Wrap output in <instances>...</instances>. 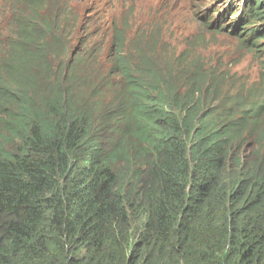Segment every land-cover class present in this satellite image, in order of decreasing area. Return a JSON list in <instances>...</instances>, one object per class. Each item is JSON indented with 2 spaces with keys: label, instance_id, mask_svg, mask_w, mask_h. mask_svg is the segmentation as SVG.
I'll return each mask as SVG.
<instances>
[{
  "label": "trees",
  "instance_id": "obj_1",
  "mask_svg": "<svg viewBox=\"0 0 264 264\" xmlns=\"http://www.w3.org/2000/svg\"><path fill=\"white\" fill-rule=\"evenodd\" d=\"M249 2L239 32L255 39L264 0ZM14 5L16 32L0 30V264H264V140L249 141L264 99L207 106L215 85L126 23L67 60L68 7Z\"/></svg>",
  "mask_w": 264,
  "mask_h": 264
},
{
  "label": "rangeland",
  "instance_id": "obj_2",
  "mask_svg": "<svg viewBox=\"0 0 264 264\" xmlns=\"http://www.w3.org/2000/svg\"><path fill=\"white\" fill-rule=\"evenodd\" d=\"M3 0H0L2 3ZM235 2V3H233ZM237 0H59L62 7H68L71 16L62 14L65 22L61 40L67 43V60L73 52L82 50V43H102L107 45L112 37L111 29L126 23L128 32L134 38L159 33L162 45L156 52L163 64L172 70L179 69L187 74L198 69L206 82L214 84L218 93L212 89L205 91V104L218 105L220 96L238 100L243 107H249L264 99V18L257 22L260 34L248 39L242 31L232 33L223 27L238 22V15L228 12L237 9ZM3 12H0V16ZM6 9L0 25L9 21L10 32L15 33L17 22L15 6L12 14ZM63 13V11H61ZM219 12V13H218ZM225 12H228L225 15ZM224 16V24L215 22ZM74 23V24H73ZM75 25V29L72 26ZM11 33H8V35ZM259 41V42H257ZM247 42H250L248 44ZM75 56V55H74ZM79 56L76 55V57ZM169 62H175L169 63ZM251 123L257 130L255 137L264 140V114ZM252 148L246 149L249 152ZM8 218L0 215V241L5 236ZM136 231V230H134ZM134 234L130 241L133 243Z\"/></svg>",
  "mask_w": 264,
  "mask_h": 264
},
{
  "label": "clouds",
  "instance_id": "obj_3",
  "mask_svg": "<svg viewBox=\"0 0 264 264\" xmlns=\"http://www.w3.org/2000/svg\"><path fill=\"white\" fill-rule=\"evenodd\" d=\"M245 3H250L249 2V0H243ZM253 1H255V0H253ZM10 2L12 3V4H14V0H10ZM15 6V5H14ZM14 6H4L6 9H10V11L11 12H9V15L10 14H12V12H13V9H14ZM247 9L249 8V7H246ZM6 9L5 10H3V16H4V12L6 11ZM16 9V8H15ZM244 11H246V9H244L242 12H236V11H234L233 12V15H238V22L237 23H231L230 25H228V26H225V27H223L225 30H227V29H231V31H232V33H239V30L240 29H242V27H244V26H242V25H244V24H246V22H247V20H248V18H247V16H246V14H244L243 15V12ZM0 12H1V10H0ZM3 16H2V18H3ZM250 16V15H249ZM12 19V15H11V17L9 18V22H10V20ZM9 22L7 23V28H8V26H10V24H9ZM222 24H224V22H220L219 20L217 21V22H215V25H217V27H219L220 28V26L222 25ZM2 30V29H1ZM111 31H112V29H111ZM2 33H4L3 31H0V34H2ZM72 56H73V54H72ZM71 56V57H72Z\"/></svg>",
  "mask_w": 264,
  "mask_h": 264
}]
</instances>
